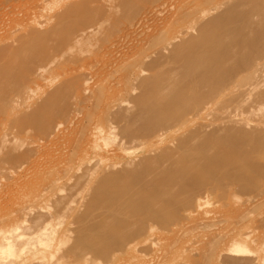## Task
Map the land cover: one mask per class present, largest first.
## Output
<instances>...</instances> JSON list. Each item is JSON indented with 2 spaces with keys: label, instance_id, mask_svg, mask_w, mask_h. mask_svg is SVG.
Returning a JSON list of instances; mask_svg holds the SVG:
<instances>
[{
  "label": "bare ground",
  "instance_id": "bare-ground-1",
  "mask_svg": "<svg viewBox=\"0 0 264 264\" xmlns=\"http://www.w3.org/2000/svg\"><path fill=\"white\" fill-rule=\"evenodd\" d=\"M24 1L0 0V191L27 221L0 264H46L63 217L72 260L264 264V0Z\"/></svg>",
  "mask_w": 264,
  "mask_h": 264
},
{
  "label": "rangeland",
  "instance_id": "rangeland-1",
  "mask_svg": "<svg viewBox=\"0 0 264 264\" xmlns=\"http://www.w3.org/2000/svg\"><path fill=\"white\" fill-rule=\"evenodd\" d=\"M33 2H34V0H29L28 2L24 1L21 5H19L16 8V11L17 10L19 11V8L24 9L28 5H32ZM0 33H1L0 34L1 36H4V34H6V32L4 30L3 31L1 30ZM3 192H4L3 190L0 191V194L2 193L1 194L2 196L0 195V202L3 203V204L0 203V216H1L0 221L2 222V219L4 218L3 216H6L7 214H8V217L6 216L5 217L6 219L5 220L3 219L4 222H2V223L0 222V231L4 227V229H6L7 231L10 230L12 233L14 232L16 234L15 238H23L25 236V229H26L27 221L25 220V218L23 216L15 215V213H12L14 210H16L18 201L22 197L23 192L19 189L12 190L10 192V194H12V195H10L9 193H6V192L3 193ZM80 192H81V190H80ZM82 192L83 193L85 192L84 189ZM79 193H78V195H79ZM5 194H7V195H5ZM9 195H10V197H9ZM78 195L75 198L74 204H77L78 200L80 199V197H78ZM80 195H83V194L80 193ZM6 199H8L9 202ZM5 200H6V202H8V204L6 202H4ZM10 201L12 202V205H11ZM47 202L49 203V205H51L50 208H49V205H47L48 204ZM41 207H42V209H44L46 211H52V208H51L52 204H51V201H48V199H45L41 202ZM79 207H80L79 210H81L80 214L82 212L85 214H88V213L92 212V210H94L93 204L90 202H83L82 204L79 205ZM209 209L216 210L217 207H215L214 205H210ZM9 213H10V215H9ZM62 219H64V221L62 223H58L55 225L56 233L54 234V236H48V237L42 238L41 241L45 244L38 245V246L44 245V247L40 251V256L42 257L44 263H46V264H126L128 262L127 264H151L152 254H150V253L143 255L144 257L143 256L141 257L140 255H136L133 253H129V255L123 254V255H120L118 258L114 259L113 261H107V260L105 261V258H102L98 255H93V254H91V255L89 254V256H85L83 258H78V259H73V260L69 259V257L65 253V248L69 245L71 240L68 237V234L66 232V228H70L71 226H74L75 222L73 220L67 219L65 217H63ZM54 220L55 219L51 220L50 223L53 224ZM56 221H57V219H56ZM188 221H189L188 219H185L181 222H172L170 224L174 225L176 227H180L182 223H184V222L186 223ZM154 225H156V230L154 232V236H153L154 238L152 237L153 238L152 242L161 243L162 241L163 242L166 241L167 237L172 238V239L175 238L177 228H175L173 226L168 227V228H164V224L159 223V222H155ZM93 242H95V241H92V240L88 241V245H90ZM25 246L30 247V245H25ZM30 254H31L30 249H27V251L23 254H20L16 258V260L17 261L22 260L23 262L27 261V259L31 256ZM137 257H141V258H137ZM7 258H13V257L8 256ZM129 259H131V260L128 261ZM186 261L189 262V260H186ZM187 262H186V264H189Z\"/></svg>",
  "mask_w": 264,
  "mask_h": 264
}]
</instances>
